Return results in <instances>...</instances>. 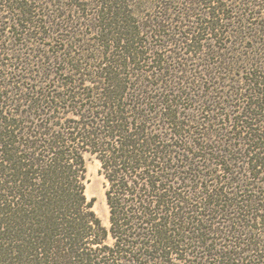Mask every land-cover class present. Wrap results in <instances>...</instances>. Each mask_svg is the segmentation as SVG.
Returning a JSON list of instances; mask_svg holds the SVG:
<instances>
[{
  "label": "trees",
  "instance_id": "obj_1",
  "mask_svg": "<svg viewBox=\"0 0 264 264\" xmlns=\"http://www.w3.org/2000/svg\"><path fill=\"white\" fill-rule=\"evenodd\" d=\"M0 264H264V0H0Z\"/></svg>",
  "mask_w": 264,
  "mask_h": 264
},
{
  "label": "rangeland",
  "instance_id": "obj_2",
  "mask_svg": "<svg viewBox=\"0 0 264 264\" xmlns=\"http://www.w3.org/2000/svg\"><path fill=\"white\" fill-rule=\"evenodd\" d=\"M86 164V189L85 193L88 199L94 198L93 210L100 218L102 224L109 226L108 208L104 196V179L99 174V163L94 156L87 154L85 156Z\"/></svg>",
  "mask_w": 264,
  "mask_h": 264
}]
</instances>
